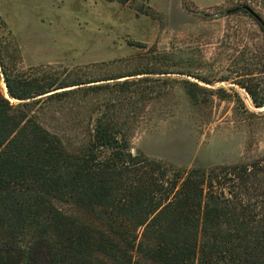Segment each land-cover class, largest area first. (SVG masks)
Returning a JSON list of instances; mask_svg holds the SVG:
<instances>
[{"label": "trees", "instance_id": "trees-1", "mask_svg": "<svg viewBox=\"0 0 264 264\" xmlns=\"http://www.w3.org/2000/svg\"><path fill=\"white\" fill-rule=\"evenodd\" d=\"M10 46L0 36V264H264V159L185 171L132 152L125 125L147 94L126 77L156 73L147 69L113 77L126 78L114 84L120 94L96 102L87 136L69 144L35 105L97 93L110 78L19 71Z\"/></svg>", "mask_w": 264, "mask_h": 264}, {"label": "rangeland", "instance_id": "rangeland-1", "mask_svg": "<svg viewBox=\"0 0 264 264\" xmlns=\"http://www.w3.org/2000/svg\"><path fill=\"white\" fill-rule=\"evenodd\" d=\"M242 5L264 20V0H0V36L18 48L19 71L110 78L95 82L111 84L97 93L35 105L69 144L84 140L91 108L120 94L114 84L128 78L147 94L125 125L132 152L188 171L264 159V106L244 87L264 97V31ZM146 69L156 73L112 79Z\"/></svg>", "mask_w": 264, "mask_h": 264}, {"label": "water", "instance_id": "water-1", "mask_svg": "<svg viewBox=\"0 0 264 264\" xmlns=\"http://www.w3.org/2000/svg\"><path fill=\"white\" fill-rule=\"evenodd\" d=\"M241 8H250L249 6H247V5H242V6H240ZM240 7H236V8H233V9H230V10H228L227 12H231V11H236V10H238V8H240ZM250 10H252L251 8H250ZM253 11V10H252ZM254 12V11H253ZM255 17L256 18H258L259 19V21L264 25V20L257 14V13H255ZM5 94H6V96L8 97V98H10L9 97V95H8V92H7V86H6V84H5ZM136 154L137 155H139V154H141V150L140 149H137V151H136Z\"/></svg>", "mask_w": 264, "mask_h": 264}]
</instances>
